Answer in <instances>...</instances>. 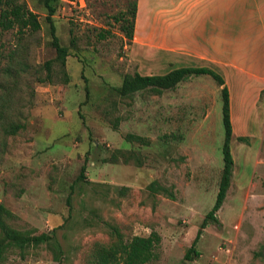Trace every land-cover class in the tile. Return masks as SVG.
Returning a JSON list of instances; mask_svg holds the SVG:
<instances>
[{"label": "rangeland", "instance_id": "rangeland-1", "mask_svg": "<svg viewBox=\"0 0 264 264\" xmlns=\"http://www.w3.org/2000/svg\"><path fill=\"white\" fill-rule=\"evenodd\" d=\"M131 1L58 2L53 17L69 49L65 68L54 61L42 0H26L41 30L0 31V201L16 214V229L53 236L9 248L0 264H96V245L118 240L114 227L125 242L160 233V258L148 264H264V91L251 114L253 105L240 107L243 87L229 82L236 112L232 183L220 222L202 229L200 255L186 261L224 165L222 87L208 76L212 85L192 78L173 93L122 97L116 88L125 74H165L163 53L145 45L141 18L132 42L117 20ZM129 134L144 140L128 141Z\"/></svg>", "mask_w": 264, "mask_h": 264}, {"label": "crops", "instance_id": "crops-1", "mask_svg": "<svg viewBox=\"0 0 264 264\" xmlns=\"http://www.w3.org/2000/svg\"><path fill=\"white\" fill-rule=\"evenodd\" d=\"M140 18L148 43L145 45L163 53L165 74L182 67H208L224 77L235 133L231 78L243 87L240 107L253 105L251 114L264 90V0H138L137 25ZM246 75L252 78L248 82ZM208 76L191 75L178 85L192 78L193 82L212 85ZM243 131L241 134H247Z\"/></svg>", "mask_w": 264, "mask_h": 264}, {"label": "trees", "instance_id": "trees-1", "mask_svg": "<svg viewBox=\"0 0 264 264\" xmlns=\"http://www.w3.org/2000/svg\"><path fill=\"white\" fill-rule=\"evenodd\" d=\"M48 13L46 19L50 26V33L53 38L52 45L57 51V57L54 61H59L62 68L66 66V60L69 55L67 46H63L57 35V28L54 21V14L57 11V5L60 0H42ZM138 10V0L129 2L128 7L121 11L118 21H121V28L130 42L134 39L136 16ZM42 23L37 13H35L27 4L26 0H0V31L16 29L17 33L25 35L26 33H35L41 30ZM1 53V41H0ZM53 60L46 62L48 70L47 77L52 78ZM209 74L220 86L223 98L222 113L223 124L225 127V139L222 147L224 165L219 182L218 192L215 203L211 210L206 214L201 228L189 247L185 260H193L194 256H199L197 243L202 235V229L210 222H220L217 212L223 206L231 187L234 174L235 160L232 153V139L234 135L233 123L231 118L230 91L224 77L217 71L208 67H182L172 70L166 74L143 75L139 72L124 75L122 83L116 88L122 97H132L136 92L148 90L154 94H162L165 91L173 90L177 85L191 75ZM264 91V90H263ZM17 126L16 128H18ZM13 129V131L16 130ZM239 141L248 142L249 137L239 136ZM128 141H143V137L136 134H129ZM86 166L83 165L79 180L85 178ZM156 182L150 184L152 191L156 192ZM160 190H169L165 187H159ZM170 198H175L172 192L168 193ZM16 214L11 211L4 203L0 201V261L4 258L9 248H18L24 250L30 246H38L42 243H50L53 236L49 233L33 234L13 227L10 223ZM118 240L110 247L96 245L94 261L96 264H148L160 258V246L162 236L159 232L153 230L148 236L135 235L128 242L121 238L117 227H114Z\"/></svg>", "mask_w": 264, "mask_h": 264}, {"label": "built area", "instance_id": "built-area-1", "mask_svg": "<svg viewBox=\"0 0 264 264\" xmlns=\"http://www.w3.org/2000/svg\"><path fill=\"white\" fill-rule=\"evenodd\" d=\"M229 250V249H228Z\"/></svg>", "mask_w": 264, "mask_h": 264}]
</instances>
